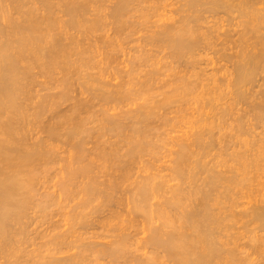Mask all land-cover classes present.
I'll return each mask as SVG.
<instances>
[{"label": "bare ground", "instance_id": "6f19581e", "mask_svg": "<svg viewBox=\"0 0 264 264\" xmlns=\"http://www.w3.org/2000/svg\"><path fill=\"white\" fill-rule=\"evenodd\" d=\"M53 1L54 3H52ZM86 1L43 0L41 3L44 2L43 7L35 8L32 0H0V264H86L84 254L91 252L92 249L89 251V248H92L94 243L84 245V241L83 243H80L81 240L79 242L81 238L79 236L75 237V241H68L71 233L74 234L72 231L68 232V230L74 228L72 226L63 232L61 231V233L57 232L56 235H52V241L50 240L52 249L49 251V248L46 249L47 254L43 253L46 255L42 254L41 256L39 254L37 256L39 260L34 255L38 261L36 259L33 261L32 251L23 255H18L17 252L20 253L18 245H21L19 244L20 239L22 243L21 237L24 236V227L27 226L23 227V223L26 224L24 220L28 219L26 217L27 213L33 205V187L35 186L33 183L38 178V174H36V171H38L36 170L37 161L43 163L47 158H50L49 153L55 152L54 148L51 147V142L59 141L60 138H63L67 143L78 139L77 146H79V149L84 148L83 139L88 137L90 133L85 126L87 123L89 124L90 118L94 122L92 118L94 113L91 114L93 110H90L89 113L92 117L89 120L86 117L83 120L80 115L84 114H81L83 110L84 112L89 111L91 106L94 108L95 105L93 106L91 103H94L95 100L101 102L100 105L104 107L103 110L100 108L103 120L99 121H102V124L99 123L101 125L97 130L98 137L103 139L110 136L118 142L115 145L114 141L110 145L111 147L115 145L114 148H111L112 150L109 148L110 146L107 147L110 151L106 146H102L107 150H104V148L99 150L97 158H99L98 160L101 159L102 162L99 161L101 164L97 165L98 167H95L94 160L93 162L88 161L86 164L83 162L84 165L79 166V168H77L79 164L75 166L76 168H73L71 164L76 158L72 163L68 159L70 167L66 168L67 175L63 178L65 182H62L61 187H58L61 188L60 194H66L67 197L71 193L69 189H75L78 186L75 183L77 181L74 182L76 178L78 181L85 180L82 182L83 184L79 181V185L82 187L77 189L82 194L81 198L83 200L81 199L82 202L77 203V207L81 208L82 206L81 210L86 211L85 208L88 209L91 202L98 203L96 206L94 203L92 204L94 207H92L91 215H83V210L81 213L79 212V215L78 211L73 208L77 211V216L76 214L75 217L71 215L73 219L70 217V221L75 220L78 222V226L80 225L79 227L82 230L87 232L88 230L101 231L100 235L97 233L99 236H94L95 232L92 234L93 239L98 238L96 241H100L99 238L105 241V243H102L101 240L100 244L96 243L94 245L95 248L98 247L94 249L98 250L97 253L94 251V254H97V257L102 255L109 260L110 264H255L256 259H252V255L257 256V253H264V235H260V233L264 234V182L261 179V174L264 172V100L259 99L258 102L257 99L260 93H262L260 96H264V92H260L261 87L264 86V0H176L179 7L175 8V12L170 11L171 15L169 17L166 16L167 14L161 16L157 14L156 16L155 13H158V9L153 10L151 7L152 10L148 8L147 10L144 7L147 12L150 10L149 13L155 12L157 18V22H154L155 31L152 32L153 36L147 40L151 41L145 46L150 44V47H153L155 45V49L158 45L160 47L164 46L166 51L162 52L167 56L166 52L168 51V56H164L167 60H165L166 58L160 59V64L163 59L165 65L168 59L172 60L170 62L172 64L170 65L167 62L169 65L164 66L163 69V66L158 64L159 60H156L158 61L157 64L152 60H148L151 62L147 61L148 64H144V62L143 66L148 65L150 68L146 67L148 69L146 71L142 67L140 70L144 73L138 72L140 68L138 70L137 68L132 69L135 72L137 70L138 74L137 72L136 74L139 76L143 74L138 82L133 80L134 83L131 81L134 76L131 78L129 75L132 76L133 71L130 72V69L135 65L130 66L131 68H127V71L126 69L121 71L123 77L130 78L127 79V84L115 83L113 80L114 84L112 82L110 84V81H107L108 78L105 77L106 80L103 78L107 76L105 75L106 72L112 71L114 63L118 62L115 56L119 55H116L117 51L115 49L112 48L116 51L114 54L111 51L102 56L104 49H102L103 53L100 54L101 51L97 49L95 43L96 47L94 45V48L93 45L90 46V42L89 44L83 43L85 40L87 42L91 40H88L87 34L83 36L84 31L91 33L95 29L98 30L99 27L107 26L103 25L104 17L100 11L102 4L101 8L99 7L100 10L96 8L97 10L93 11L96 12V14L93 13V19L88 20L86 18L87 9H89L87 6L89 7L92 2L89 0L90 3L88 1L85 3ZM27 2L29 4H26ZM114 2L116 3L112 6L111 11L108 9L107 18L112 20L113 31L119 33L122 26H125V21L128 18H126L127 14L131 11L144 13L143 8L140 6L146 4L147 1L115 0ZM55 11H58L66 19L64 21L60 20ZM15 14L17 17H15ZM172 15H177V19L174 20ZM203 15L208 17L205 18ZM225 16L231 22V29L219 33L218 31L225 23ZM151 17L154 16L151 15ZM124 18L126 19L124 20ZM205 23L210 24L211 27L205 28ZM151 24L153 23L151 22ZM80 29L84 31H80L83 34L79 33L80 37H78L77 33ZM151 29L150 31H152ZM69 31L73 33L68 34ZM104 44H107V42H104ZM160 47L158 46V49ZM140 50L143 51L141 48ZM146 50L149 52V47ZM157 51L161 55V51ZM208 52L211 54L210 56L214 57L215 61L212 60L214 62L212 64L214 68L215 66L217 68L209 70L210 72L206 70L207 73L202 71L201 68L194 72L196 68L193 67L197 64L194 63V61H197L195 56H198V54L204 56ZM95 53L102 56V58L100 57L101 61L97 60L99 61L97 63L103 64V66L97 65L101 66L98 67V72L95 75L97 78L84 71L95 59ZM142 54L140 55L143 56ZM148 54L145 53V55ZM141 56L138 55V57ZM134 59L132 58L131 61H134ZM140 60L143 62L145 59L142 60L141 57ZM206 61L209 60L206 59ZM125 63L128 64V62ZM134 63L136 64L135 61ZM149 63L157 66H154V68ZM163 63L162 65H164ZM187 63L193 68V72L191 67L186 68ZM205 63L207 66L210 64V62ZM112 64L113 67H111ZM140 64L142 63L140 62ZM94 66L96 67V65ZM168 66L170 70H166ZM179 66H185L186 69L190 68V73L186 69L183 72L181 69L184 68ZM109 67L111 71H108ZM228 67L232 69V73L229 76L227 74L224 78L223 75H220L222 76V80H220L218 74L224 70L227 71ZM35 69H38L42 76L54 80V83L52 80L50 81L54 86L57 85V88L61 89L54 96L43 97L37 104L39 111H36V107L33 106L36 111L35 116L40 117L41 113H44L47 109L52 110L54 106L61 105L62 101L65 102L66 100L67 102L73 90L74 93L78 91L79 97L87 93L91 102L83 101L84 99L81 98L76 101L74 97L75 100H72L75 101V104L73 106L70 104L71 113L69 112L70 109H67L70 114L58 115L63 118H58V120H61H57L58 122L51 127L47 126L49 128L46 130L47 142L44 138L45 140L37 142L38 144L35 142L37 145L27 147L24 128L29 122L28 118L34 116V111L31 115L29 106L26 105V103L32 101L29 96L28 79L33 77L32 71ZM162 70L170 71V73L164 71L162 73ZM115 71L116 73H114ZM115 71L111 72L112 75L115 74L113 77L120 73L117 69ZM94 72L96 71L94 70ZM198 72L202 75L197 76ZM136 74L133 75L136 76ZM58 76L60 78L57 80L56 77ZM117 77L122 78L121 76ZM124 78L123 80H125ZM30 80L32 81V79ZM81 80L82 82H80ZM129 80L133 83L130 87H136H133L134 90H131L130 87V89L126 88ZM261 81L263 82L262 86L259 83ZM89 82L93 83L90 84ZM96 82L99 83H97L99 86L94 85ZM257 87H260V90H257L259 93L254 99L256 94L254 96L253 93H257L254 89ZM161 89H163V92ZM131 91H134L135 95ZM156 92H159L158 98L160 96L158 101H156L157 96H153ZM171 97L172 99L175 98L173 101H181L178 102V106L189 104L188 102L183 105L187 100L194 101L195 104L192 102V105H196L194 109L198 112L196 114L200 116L196 121L198 127L194 129L196 131L188 135L182 133L184 138H181V134L176 137L171 135L173 139L175 138V141L172 143L174 150L170 152L169 159L166 160L168 165L157 166L151 161L152 156H149L151 153L153 154L149 150H152V146L155 145L148 140L151 139L149 137L153 134L156 135L155 139L160 136L158 135L160 133L157 134L159 123L156 122L158 126L156 125L157 127H153L156 129L152 130V128H149L152 125L148 124V121L151 122L154 117L152 124L159 121L163 127L171 125L169 128L172 132L175 125L171 122L172 117L169 118L171 115L166 116V113L172 110L170 106L174 105L173 109H175L177 105L175 103L171 104ZM223 98L225 99L223 100L224 103L220 101ZM218 100L221 103L219 102V105H216ZM135 101L140 103L134 105ZM182 101L184 102L182 103ZM113 104L115 105L113 106ZM121 104H129L131 107L134 105L135 108L130 109V111L127 108L128 111L114 115L108 113L110 110L114 111V107L117 106L116 108H118ZM179 107L177 109L178 113L177 110L168 113L173 115L181 113L182 109L179 110ZM165 109L166 113L163 111ZM237 110L242 111L244 117L250 113L253 114H250L253 124L249 120L251 122L246 125L244 122L248 120L247 118L242 119V121L244 120L242 123L241 115L233 114V111ZM161 111L164 112V116ZM234 115L239 116L235 120L238 123L237 133L232 132L235 134L234 139H236L235 146L237 148L228 154L229 152H226L228 147H226L225 153L228 155L223 156L221 153L218 154L219 152L215 155L212 150L219 143H214L218 139H213L216 136L212 131L215 129L218 131V127L220 130L221 125L225 126L222 123H225L229 117L232 118ZM175 120L178 119L173 121L175 122ZM257 129L262 130L258 135L255 133ZM164 130L163 132H166ZM152 131L155 133H152ZM232 133L229 134L232 135ZM167 134L169 135V133H166V136H168ZM85 135L87 136L84 137ZM245 135L251 138V140H248V137H246L249 142L243 141L245 139L241 138ZM178 136L180 137L177 138ZM231 138L233 137L231 136ZM168 140L170 141V139ZM228 143L231 144L232 142L229 140ZM81 145H83V148ZM125 147L126 149H124ZM121 150L125 151L121 152ZM221 152L224 151L221 150ZM54 156L55 154L52 157ZM81 157L85 158L84 156ZM144 157L148 158L144 159ZM83 158L76 160L83 161ZM81 161H78V163ZM74 164L77 163L72 165L74 166ZM94 170L95 172L98 170L97 176ZM73 182L76 184L74 187ZM51 198L54 197L51 196ZM79 203L82 204L79 205ZM44 205H46L45 202ZM38 206L37 208L44 209L42 202ZM106 213L107 215H105ZM94 214L96 217L90 219L91 221L85 219L89 215L93 217ZM59 226L57 225L56 228H60L62 225ZM76 231L78 230L75 229ZM82 237L84 238V236ZM244 240L246 241L244 242ZM76 241L81 245H75ZM43 243L46 244V242ZM74 249V253L71 252L70 255H67L68 252ZM60 255L64 256L60 257ZM99 257L98 260L101 258ZM103 257L101 259H104Z\"/></svg>", "mask_w": 264, "mask_h": 264}, {"label": "rangeland", "instance_id": "374dc122", "mask_svg": "<svg viewBox=\"0 0 264 264\" xmlns=\"http://www.w3.org/2000/svg\"><path fill=\"white\" fill-rule=\"evenodd\" d=\"M42 1L43 0H32V2H33V7H35V8H37V7H39V8H41V7H43L42 5L44 4V2H43V4H41L42 3ZM81 1V0H80ZM83 1H85V0H83ZM89 3H90V1L89 0H87ZM87 1L85 2V3H87ZM92 2L90 3V6L88 7L87 6V8H89V9H87V14H86V18L88 19V20H90V19H93V16H94V14H96V12H93V11H96L99 7L101 8V4H102V8H101V10H100V8L98 9V10H100L101 11V14H102V16L104 17V23H103V25L105 24V25H107V26H102V27H99V29L98 30H96L95 29V31H93V32H91V33H88V32H85L83 29H80L79 31H78V37H80L79 36V33L82 35L83 33V36L85 35L86 36V34H87V38H88V40H90V41H88L87 42V40H85V42H83V43H85V44H89V42H90V46H92L93 48H94V45L96 44L97 45V49L99 50V51H101V53L100 54H102L103 53V50L102 49H104V53L102 54V56L104 55V54H106V53H110L111 51H112V53L114 54L116 51V55L118 54L119 56H115V57H117L116 58V60L118 61H116L117 63H114L115 65L117 64V66H115L114 65V67H113V64L111 65V67H113L114 68V70H113V68H112V71H111V68L109 67V69H108V71H111V72H113V71H115L116 69H117V71H119L120 73L119 74H117V76H121L122 78H118L117 76V78L116 77H113V76H115V74L114 75H112L113 73H111V72H106V74L105 75H107V76H104L103 78H108L107 79V81H110V84H111V82H112V84H114V82L115 83H120V82H122V83H120V84H127L126 83V81H127V79H130L129 77H133L134 76V78H132L131 79V81L133 82V80L134 81H137L138 82V80H140L141 79V77H142V75L143 74H140V76L139 75H137L138 74V72H141V73H144L143 71H140L141 69H142V67H144L143 68V70L145 69L146 71L148 70L147 68H150V67H148V65L147 66H143L144 64H146L147 63V61L148 60H152V62L154 61L155 63L157 62L158 63V61H156V60H159V65L160 66H163L162 68L164 69V66L166 67V65H171L172 63H170V62H172V60H170V59H168V63L169 64H167V62H166V65H165V61H164V59H163V61H161L164 65H162V63L160 64V59H162V58H166L167 56H168V51L166 52L167 53V56H166V54L164 53L165 51H166V49H164V46H162V47H160V45H158L160 48L158 49V46H156V49H155V45L153 46V47H150V44L149 45H146L145 46V44H147L148 42L150 43V41L151 40H149V41H147L148 39H150L149 37H152L153 35H152V32H154L155 31V29H154V27H155V24H154V22L156 21L157 22V18L155 17V14H156V16H157V14H159L160 16L161 15H166L167 17H169L171 14H170V11L172 12V11H174L175 12V8H177V7H179L178 5V3H177V1L175 0V2H174V0H146L147 2H146V4H144V5H142V6H140L141 8H143V10H144V7H145V9H150V10H157L158 9V13H155V12H150L149 13V11L147 12V10H144V13L142 14L141 12H134V11H131L129 14H127V16H126V18H124V20L126 19V23L124 24L125 26H122V28H121V30L119 31V33H117L116 31H113V26L111 25V22H112V20H109V18H107L108 17V14H109V10L111 11V9H112V6H114L115 4L114 3H116V2H114L115 0H91ZM97 2V3H96ZM145 2V1H144ZM52 3H54V1L52 2ZM111 3V4H110ZM26 4H29L28 2L26 3ZM94 4V5H93ZM175 4V5H174ZM176 4H177V6H176ZM36 5V6H35ZM107 5V6H106ZM98 6V7H97ZM151 7H152V9H151ZM38 8V9H39ZM97 8V9H96ZM103 8H105V9H103ZM91 9V10H90ZM104 10V12H103V10ZM109 9V10H108ZM40 10V9H39ZM55 12H57V17H59V19L60 20H65L66 18L62 15V14H60L58 11H55ZM88 12H89V15H88ZM99 12V11H98ZM98 12H97V14H98ZM108 12V13H107ZM94 13V14H93ZM100 13V12H99ZM152 13V14H151ZM155 13V14H154ZM59 14V15H58ZM93 14V15H92ZM105 14H107V15H105ZM139 14H142V15H139ZM148 14V15H147ZM152 16H154V17H151V15ZM16 15V14H15ZM14 15V16H15ZM147 15V16H146ZM62 16H63V18H62ZM146 16V17H145ZM149 16V17H148ZM204 16V15H203ZM15 17H17V15L15 16ZM61 17V18H60ZM132 17H134V18H132ZM139 18V20H138V18ZM151 17V18H150ZM172 17L174 18V20H176L177 19V15H172ZM205 17V16H204ZM206 17H208L207 15H206ZM205 17V18H206ZM145 18V19H144ZM129 19V20H128ZM137 19V20H136ZM141 19V20H140ZM128 20V21H127ZM210 20V19H209ZM208 20V21H209ZM133 21V22H132ZM128 22V23H127ZM151 22L153 23V24H151ZM202 22V21H201ZM200 22V23H201ZM211 22V21H210ZM150 23V25H148ZM199 23V24H200ZM204 23V22H203ZM140 24H141V26H140ZM197 25H198V23H196ZM206 24V23H205ZM209 24V23H208ZM229 24V25H228ZM110 25V26H109ZM127 25H130V26H128L127 27ZM132 25H133V27H132ZM210 25V24H209ZM209 25H205L204 27L205 28H207V27H211V26H209ZM211 25H212V23H211ZM231 22H230V20H229V18L228 17H226L225 16V23L223 24V27L221 28V30L220 31H218L219 33H222L223 32V30L226 32V30H230L231 29ZM147 26V27H146ZM201 26H203L202 24H201ZM230 26V27H229ZM108 27V28H107ZM149 27V28H148ZM152 29H151V28ZM106 28V29H105ZM147 28V29H146ZM103 29V30H102ZM136 29H137V31H136ZM150 29L152 30V31H150ZM124 30V31H123ZM83 32V33H81V32ZM71 34V33H73L72 31L70 32H68V34ZM76 33H74L75 35H77ZM105 33V34H104ZM106 33H107V35H106ZM114 33V34H113ZM150 33V34H149ZM117 34V35H116ZM99 35V36H98ZM103 37H102V36ZM113 35V36H112ZM114 36H115V38H114ZM92 37V38H91ZM102 37V38H101ZM127 37V38H126ZM81 39V38H80ZM107 39H109V40H107ZM107 40V41H106ZM92 41H93V43H92ZM95 41V42H94ZM97 42V43H96ZM104 42H107V44H108V42H109V44L107 45V44H104ZM118 42V43H117ZM95 43V44H94ZM115 43V44H114ZM99 44V45H98ZM111 44V45H110ZM96 45H95V47H96ZM104 45V47L102 48V46ZM100 46V47H99ZM106 46V47H105ZM110 46V47H109ZM148 47H149V52H148V50H146V48L148 49ZM101 48V49H100ZM109 48V49H108ZM115 49V50H113V49ZM138 50H137V49ZM140 48L143 50V51H141L140 50ZM152 49V52L150 53V51H151V49ZM154 48V49H153ZM163 48V49H162ZM145 49V50H144ZM106 50V51H105ZM153 50H155V51H153ZM157 50H160L161 51V55H160V53L158 54L157 52ZM109 51V52H108ZM121 51V52H120ZM146 51V52H145ZM162 51H164V52H162ZM137 52H138V54H137ZM141 53H143L142 55L143 56H141L140 54ZM145 53L146 54H148V53H150V54H148V55H145ZM154 54V56H153V54ZM157 53V54H156ZM163 53V54H162ZM226 53H228V52H226ZM122 54V55H121ZM123 54H124V56H123ZM207 54V53H206ZM209 54V55H208ZM208 54L207 55H205L204 54V56H203V54L202 55H200V54H198V56H195V59L197 60V61H194V63L196 62L197 64H196V66H194V65H192V66H194L193 68L195 69V71L194 72H196V70H199V68H201V69H203L202 71H206V70H210L211 71V69H215V68H217V66H215V68H214V66H213V64L212 63H214L213 61H215L214 60V57H212V56H210L211 54L208 52ZM138 55L139 56H141L142 57V60H144L143 62L140 60L141 59V57H138ZM144 55H145V57H144ZM102 56L101 55H98V53H97V55H96V53H95V59H93V61H91V63H90V65H89V67H88V65H87V67L88 68H84L85 70V72H87L90 76H92V77H94V78H97V76H95L96 75V73L98 72V67H101V66H97V65H102L103 66V64L101 63H97V62H99V61H101V58H102ZM147 56H149V57H147ZM164 56H166V57H164ZM200 56H202L201 58H198V57H200ZM207 56V57H206ZM97 57H99L98 59H97ZM101 57V58H100ZM124 57V58H123ZM134 57H135V59H134ZM143 57H144V59H143ZM118 58H119V60H118ZM130 58V60H128V59ZM134 59V61L136 62V64L134 63V61H133V64H132V61H131V59ZM149 58H151V59H149ZM137 59V60H136ZM194 59V60H195ZM206 59L207 60H209V61H206ZM97 60H99V61H97ZM121 60V61H120ZM123 60V61H122ZM124 60H126V61H124ZM140 60V61H139ZM165 60H167V58L165 59ZM170 60V61H169ZM213 60V61H212ZM139 61V62H138ZM121 62H123V63H121ZM125 62H128V64L127 63H125ZM140 62L142 63V64H140ZM145 62V63H144ZM148 62H151V61H148ZM199 62V63H198ZM205 62H210V64L207 66V64L205 63ZM96 63V64H95ZM121 63V64H120ZM137 63H138V67H137ZM144 63V64H143ZM154 63V64H155ZM156 63V64H157ZM96 65V67L94 66V65ZM120 64V65H119ZM130 64V65H129ZM148 64V63H147ZM151 63H149V65H150ZM188 64V63H187ZM222 64V63H221ZM135 65V66H134ZM142 65V66H141ZM151 65H153V64H151ZM158 65V66H159ZM184 65V64H183ZM223 65H225V64H223ZM125 66H127V67H125ZM130 66H134L133 68H131ZM139 66H141V67H139ZM154 66H157V65H153V67ZM176 66V65H175ZM174 66V67H175ZM180 66H182V65H180ZM179 66V67H180ZM186 66V65H185ZM185 66H183V67H180V68H184V69H181V70H183V72H184V70L186 69V68H188V66L189 67H191L190 66V64H188L187 65V67L185 68ZM92 67V68H91ZM122 69H121V68ZM131 69H130V68ZM147 67V68H146ZM178 67V66H177ZM176 67V68H177ZM119 68V69H118ZM127 68L128 69H130V72H132L133 71V74L135 73L136 74V72H137V70H138V68H140L139 69V71L137 72V74H136V76L135 75H133L132 74V76H130L129 75V77L128 78H126L125 76V78L122 76V72L121 71H124L125 69H126V71H127ZM137 68V70H136V72L134 71V70H132V69H136ZM155 68V67H154ZM162 68H160V69H162ZM172 68H173V66H172ZM192 67H191V71H192V69H193ZM96 71V72H94V70ZM174 69V68H173ZM172 69V70H173ZM177 69H179V68H177ZM190 69V68H189ZM189 69H186V70H189ZM166 70H170V68H169V66H168V69H166ZM166 70H162V73H163V71L164 72H166V73H170V71H166ZM185 70V71H186ZM37 71V72H36ZM93 71V72H92ZM175 72H176V70H174ZM208 71H206L205 73H207ZM209 71V72H210ZM172 73H174L173 71H171ZM193 72V71H192ZM114 73H116V71L114 72ZM188 73H190V70L188 71ZM202 73V72H201ZM230 73H232V69L231 68H229L228 67V70L227 71H222L220 74H218V76L221 78L222 76H220V75H223V78L225 77V76H227V74H228V76H229V74ZM38 74V75H37ZM110 74H111V76H110ZM121 74V75H120ZM165 74V73H164ZM194 74H196V73H194ZM198 75L197 76H201L200 75V73L198 72L197 73ZM168 75H170V74H168ZM171 75H173V74H171ZM32 76L33 77H31V78H29L28 80H29V83H28V85H29V90H30V92H31V94H30V92H29V96L31 97V99H32V104H31V102H28V104L26 103V105L27 106H29V111H31L30 112V114L33 112V115L35 114V112L38 110V107H37V104L39 103V101H41L42 100V98L43 97H48V96H54L55 94H57V93H59L60 92V90L61 89H59V88H57V85H55L54 86V80H52V79H50V78H46V76H42L40 73H39V70L38 69H35V70H33L32 71ZM218 76H217V78H218ZM38 77V78H37ZM42 77V78H41ZM110 77V78H109ZM113 77V78H112ZM57 78V80L60 78V76H58V77H56ZM106 78L104 79V80H106ZM114 78H115V80H114ZM123 78L125 79V80H123ZM164 78V77H163ZM30 79H32V81L30 80ZM54 79V78H53ZM161 79H162V77H161ZM219 79V78H218ZM48 80V81H47ZM50 80H52L53 81V83H52V81H50ZM97 80V79H96ZM95 80V81H96ZM114 82H113V81ZM162 80H164V79H162ZM191 80H193V79H191ZM220 80H222V78L220 79ZM223 80H225V79H223ZM50 81V82H49ZM130 81V80H129ZM128 81V85L126 86V88H128V89H130L131 87V81L129 82ZM80 82H82V80L80 81ZM90 83V82H89ZM93 83V82H92ZM92 83H90V84H92ZM97 83L98 82H96V84L94 83V85H96V86H99V85H97ZM134 83V82H133ZM132 83V84H133ZM260 83V86H262V84H263V82L261 81V82H259ZM34 84V85H33ZM99 84V83H98ZM220 84H222V83H220ZM219 84V85H220ZM224 84H225V82H224ZM135 85H136V82H135ZM259 85V84H258ZM45 87V88H44ZM130 87V88H129ZM136 88L135 86H132V88H131V90H134V88ZM47 88V89H46ZM76 88H77V86H76ZM125 88V89H126ZM225 89V88H224ZM224 89H223V91H224ZM261 89L262 90H260V87L258 88H256V89H254V91H257V90H260V92H264V86L263 87H261ZM162 90V92H163V89H161ZM161 90H160V92H161ZM165 91V90H164ZM166 91H167V89H166ZM134 91H131V93H133ZM225 92V91H224ZM77 93V94H76ZM157 93V92H156ZM156 93H155V95H153V96H157V99H156V101H158L159 99H160V96H159V98H158V95H159V92L157 93V95H156ZM258 93H259V91H257V93L256 92H254L253 94H254V96H255V94H256V96L254 97V99L257 97V95H258ZM134 94V93H133ZM260 94H262V93H260ZM260 94H259V96H260ZM72 95V96H71ZM73 95H75V96H73ZM77 95V96H76ZM132 95V94H131ZM135 95V94H134ZM89 95L87 94V93H85V94H82V96L80 95V97H79V94H78V91H75V93H74V90H73V92H71V94H70V99H68L67 100V102H66V100H65V102L64 101H62L60 104L61 105H59V106H54V108H52V110L51 109H47L44 113H41L42 115H39L40 117H38V116H33V118H32V116H30L28 119H29V122H28V124H27V126L24 128L25 130H24V132H25V134H26V138H28V139H26L25 138V142H26V140H27V142L25 143L26 145H27V147H32V145H37L38 143L37 142H41V141H43V140H45L44 138H46V130H48L49 128V126L51 127L54 123H56V122H58L59 120H61L62 118L61 117H59L58 115H62L63 113H68V114H70L71 113V105L73 106L75 103V101H73L72 99H74V97H75V99H76V101H79L80 99L79 98H81V99H84L83 101H88V102H91V101H89V99H90V96L88 97ZM257 97V99H258V102L260 101V100H264V99H262V98H264V96L263 95H261L260 97H262V98H260V97ZM72 97V98H71ZM78 98V100H77V98ZM146 97V96H145ZM136 98V97H135ZM192 98V97H191ZM74 99V100H75ZM155 99V98H154ZM175 98L173 97V99H172V97H171V100H172V102H171V104H173V103H175L176 105L178 104V102H181V101H173ZM186 99V98H185ZM188 99V98H187ZM186 99V100H187ZM193 99V98H192ZM260 99V100H259ZM223 100H225L224 98L221 100L220 99V101H223ZM71 103H70V102ZM82 101V100H81ZM94 101V100H93ZM92 101V102H93ZM185 101V100H184ZM184 101H182V103L184 102ZM219 100H218V103H216V105H219V102H220ZM257 101V100H256ZM255 101V103L257 104V102ZM98 102V103H97ZM177 102V103H176ZM189 102V104H190V106H191V108L193 109H191V108H189L190 106H189V104H187ZM191 102V103H190ZM194 103V101H192V100H187V102L186 103H183V105L184 104H187V105H184V106H182V104L181 105H179V106H182V107H179L178 105V107H179V110H180V108L182 109V111H181V113L179 112V114H177L178 113V107L177 106H175L176 108L175 109H173V107H174V105H172V107L170 106V108H172V110L175 112V110H177L176 112V114L177 115H179V116H177L176 114H172V113H168V112H171L172 110H169V111H167V113H166V109L165 110H163V111H165V113H166V116H170L169 118L171 119V117H172V120H171V122L175 125V127L174 128H172L173 127V125H172V132H171V129L169 128L170 126L169 125H165L164 127L163 126H161L160 125V122L159 121H155L154 122V124H152V120H153V118H152V120H151V122H149L148 121V124H150V125H152V127H149V128H152V130H154V129H156V128H153V127H157L158 126V124L157 123H159V126H158V128H159V131H160V129L162 128V132L160 131H157V134L158 133H160V134H158V135H160L159 137H157L158 139H155V136L156 135H154V138H153V135L151 136V137H149V139L151 138H153V140H148L150 143H153L155 146H152L153 148H152V150H149L150 152H153V154L151 153V155H149L151 158H152V160L151 161H153L154 162V165H159V166H161L162 164H163V166H165V165H168L167 164V159H169L168 158V156H169V154H170V152L171 151H173L174 149H173V145H172V143L175 141V138L173 139V137H171V135L172 136H177V135H180L181 134V138L183 137L184 138V135L183 134H186V135H188V134H190V133H193L194 131H196V130H194V129H196L197 127H198V125H197V123H196V121H198V119H199V115H197L198 114V112L196 111V109H194L195 108V106L196 105H192L193 103ZM225 101H223L222 103H224ZM62 103H65L64 105L62 104ZM95 103V104H94ZM94 103H91V104H93V106H94V108H92V106H91V108L89 109V111H85L84 112V110H83V112H81V114L82 113H84V114H82V115H80L81 117H83V120H85L84 119V117H86L88 120H89V118L90 117H92V115L91 114H93L94 113V116L92 117L93 119H94V122H93V120L90 118V120H89V124L87 123L86 124V126H85V128L86 129H88L89 130V135H88V137H86L87 135H85L84 137H86L85 139H83L84 140V146L83 145H81V147L83 148V149H79V146H77L78 145V139L77 140H75V141H73V142H70V143H67V142H65L64 141V139L63 138H60V140L61 139H63V140H59V141H52L51 143H52V145H51V147H52V149L53 150H55V152L53 153V151L52 150H50V151H52L51 153H49L50 155H51V159L50 158H47V160H48V162H47V160L46 161H43V163H42V161L41 162H39V161H37V163H36V165H37V169L36 170H38V171H36V174H38V178L35 180L36 182L35 183H33V184H35V186L33 187V193H34V197H33V199H34V201H33V199H32V203H33V205H32V207L30 208L31 210H29L28 211V215L26 216L28 219H25L24 220V222L26 223V224H24L23 223V227L25 226V225H27V226H25L24 228V238L23 237H21L22 238V243H21V239H20V243L19 244H21V245H18L19 246V249H20V253H18L17 252V254L18 255H23V254H27V252L28 253H30L31 251V257H32V255H33V257H34V255L37 257V256H39V254H41V256H42V254L43 253H46L47 254V250L46 249H48V251L50 250V249H52V244H51V242H50V240L52 241V235L53 234H57V232L58 233H61V231L63 232V231H65L68 227H70L71 228V226L72 227H74V228H71L70 230H68V232H74V234H72L71 233V236L69 237L70 238V240H68V241H75L76 240V238L75 237H78L79 236V242H80V240L82 241V242H80V243H83V241H84V245H88V244H86V243H89V244H93V246L96 244V243H101L102 241H103V239H101V238H99L100 239V241H96V240H98V238L95 240V239H93V233H94V236H99L100 234H101V231H99V230H88V232L86 231V230H82V228L80 229V225L78 226V222H76L75 220H73V221H70V217H72L71 215H75L76 214V212L78 211V214H79V212L81 213L82 212V210H83V212H82V214L84 215V214H86L85 216H87V214H90L91 213V210L93 211V208L92 207H94V205L96 206L98 203L96 202V203H94V205H92L93 203L91 202V204L88 206L89 208L87 209V207L85 208L86 209V211H84V209H82L81 210V208H82V206H81V208L80 207H77V203L78 202H80L81 201V197H82V194L79 192V189H77L78 187L80 188V187H82L81 185H79L80 183H79V181H81V180H77V178L74 180V182L75 181H77V182H75L78 186L77 187H75V189H69L70 191H71V193H70V191H68V193H70V194H68V195H70V196H68L67 195V197H66V194H63V193H61V194H63V195H65V196H63V195H61L60 194V192H61V188H58L60 185H61V183L62 182H65V181H63V178L64 177H66V173L67 172H65V171H67V167H70V165H69V163L70 162H68V161H71V163H72V161L76 158V159H79V158H83V157H81V156H84L85 158H83V161H81V160H76L75 159V161L73 162V163H77V164H74V166L71 164V167H75V166H77L78 164V166H77V168H79V166H82V165H84V164H86V162L88 163V161H94L93 163H96V165L95 164H93V165H95V167L97 166V165H99V164H101V162H102V160L100 159V160H98L99 158H97V156H98V154H99V150L100 149H103L105 146H106V148L108 147V146H110V145H112V143L115 141V138H113V137H110V136H106L105 138H103V139H100L99 137H98V128H99V126L102 124V121L101 122H99L101 119H102V114H101V112H100V108H102V110H103V105H100V104H102L101 102H99L98 100H95L94 101ZM140 102L138 101V102H136L135 101V103H134V105H136V104H139ZM221 103V102H220ZM36 104V105H35ZM71 104V105H70ZM89 104V103H88ZM195 104V103H194ZM90 105V104H89ZM100 105V107H98ZM115 104H113V106H114ZM132 105V104H131ZM134 105H132V107L128 104H121V105H119V107L118 108H116L117 106H115L114 108H115V110L114 111H112V110H110V111H108V113L110 114V115H114V114H119L120 112L122 113V112H126V111H128V109H129V111H130V109L131 110H133L135 107H133ZM224 105V104H223ZM222 105V106H223ZM33 106H35L36 107V111L33 109L34 107ZM102 106V107H101ZM189 106V107H188ZM221 106V105H220ZM225 106V105H224ZM122 107H123V109H122ZM130 107V108H129ZM33 110H32V109ZM56 108V109H55ZM128 108V109H127ZM168 108V107H167ZM169 108V109H170ZM198 108V107H197ZM239 108V107H238ZM70 109V113L68 112V110ZM117 109V110H116ZM189 109V110H188ZM28 110V109H27ZM65 110H66V112H65ZM92 111V113L90 114L89 112H91ZM124 110V111H123ZM168 110V109H167ZM195 110V111H194ZM197 110H199V109H197ZM39 111V110H38ZM51 111V112H50ZM55 111V112H54ZM172 111V112H173ZM185 111H186V113H185ZM46 112H48V113H46ZM88 112V113H87ZM100 112V113H99ZM162 112V111H161ZM196 112H197V114H196ZM234 113L233 114H237V115H241V121H242V119H244L245 120V118H247L246 120V122H244V123H246V125H249V123L252 121V118H250V117H252L251 115H253V114H249L248 116H246V117H244L243 116V112L242 111H233ZM239 112V113H238ZM164 112H162V114H163ZM242 113V114H241ZM87 114V115H86ZM98 114V115H97ZM109 114H107V115H109ZM170 114V115H169ZM32 115V114H31ZM101 115V116H100ZM165 114H163V116H164ZM184 115H185V117H184ZM233 116L232 118H228L227 120H226V122L225 123H222V124H225V126H223V125H221L222 127H220V130H219V127L217 128L218 129V131L215 129V130H213L212 132H214V135L216 136V137H214L213 139L214 140H216V139H218V141H214V143H219V144H217L216 146H215V149H213L212 151H213V153H215V155H217V153L218 154H220L221 153V155H223V156H225V154L226 155H228V154H230L231 152H233L234 150H235V148H237L236 146H235V141H236V139H234V137H235V134L234 133H237L236 131V128L238 127L237 125H238V123L235 121L236 120V118L237 117H239V116ZM65 116V115H64ZM175 118H174V117ZM192 116V117H191ZM34 117H35V119H36V117H37V119L35 120L34 119ZM53 117V118H52ZM80 117V118H81ZM181 117V118H180ZM194 117H195V119H194ZM243 117V118H242ZM39 118V119H38ZM58 118H61V119H59L58 120ZM168 118V117H167ZM180 118V119H179ZM184 118V119H183ZM198 118V119H197ZM155 119V118H154ZM174 119H178V120H175V122L173 121ZM197 119V120H196ZM35 120V121H34ZM40 120V121H39ZM58 120V121H57ZM103 120V119H102ZM194 120V121H193ZM243 120V121H244ZM249 120H251L250 122H249ZM39 121V122H38ZM55 121V122H54ZM177 121V122H176ZM243 121H242V123H243ZM32 122V123H31ZM92 122V123H91ZM157 122V123H156ZM170 122V123H171ZM190 122H191V124H190ZM99 123H101V124H99ZM126 123V122H125ZM169 123V124H170ZM171 123V124H172ZM177 123V124H176ZM248 123V124H247ZM30 124V125H29ZM40 124V125H39ZM44 124V125H43ZM92 124V125H91ZM94 124V125H93ZM99 124V125H98ZM251 124H253V121H252V123ZM153 125H155V126H153ZM157 125V126H156ZM197 125V126H196ZM31 126V127H30ZM38 128H37V127ZM48 126V127H47ZM161 126V127H160ZM36 127V128H35ZM42 127V128H41ZM168 127V128H167ZM193 127V128H192ZM195 127V128H194ZM26 128H28L27 130H26ZM93 128V129H92ZM231 128V129H230ZM45 129V130H44ZM164 129H167V130H164ZM191 129V130H190ZM225 129H226V131H225ZM91 130V131H90ZM94 130V131H93ZM163 130L164 131H166V132H163ZM170 130V131H169ZM223 130V131H222ZM43 131V132H42ZM97 131V132H96ZM167 131H169V132H167ZM230 131V132H229ZM22 132H23V130H22ZM171 132V133H170ZM232 132H234V133H232ZM262 132V130H256L255 131V133H257V135L258 134H260ZM63 133V132H62ZM152 133H155V132H153L152 131ZM162 133V134H161ZM166 133H169V135L168 136H166ZM183 133V134H182ZM217 133V134H216ZM232 133V135H230V134ZM28 134V135H27ZM45 134V135H44ZM166 137H165V136ZM183 135V136H182ZM228 135V136H227ZM19 136V135H18ZM34 136V137H33ZM170 136V137H169ZM218 136V137H217ZM231 136L233 137V138H231ZM165 137V138H164ZM180 136H178L177 138H179ZM228 137V138H227ZM246 137H248V136H244V137H241L242 139H245V140H243V141H248V140H251V138H249L248 137V140L246 139ZM95 138V139H94ZM162 138V139H161ZM18 139V138H17ZM40 139H42V140H40ZM111 139H112V141H111ZM160 139V141H158ZM168 139H170V141L168 140ZM234 139V141H232ZM88 140V141H87ZM172 140V141H171ZM227 140V141H226ZM229 140H230V142H232L231 144L230 143H228L229 142ZM105 141V142H104ZM37 144H36V143ZM46 142H47V138H46ZM76 142V143H75ZM86 142V143H85ZM88 142V143H87ZM104 142V143H103ZM117 140L114 142L115 143V145L117 144ZM157 142V143H156ZM169 142H171V143H169ZM249 142V141H248ZM107 143H109L108 145H107ZM111 143V144H110ZM164 143V144H163ZM237 143V142H236ZM28 144H29V146H28ZM152 144V145H153ZM95 145V146H94ZM115 145H113L112 147L114 148V146ZM229 145V146H228ZM232 145V146H231ZM234 145V146H233ZM237 145V144H236ZM102 146H104V147H102ZM238 146V145H237ZM51 147H50V149H51ZM78 147V148H77ZM80 147V148H81ZM93 147V148H92ZM98 147H99V149H98ZM101 147V148H100ZM111 146L109 147L110 149L112 148ZM221 147V148H220ZM226 147H228V149H226ZM231 149H230V148ZM233 147H234V149H233ZM76 148V149H75ZM104 148V150H107L108 149V151H110L109 150V148ZM158 148V149H157ZM160 148V149H159ZM48 149V148H47ZM47 149H45V150H47ZM77 149H79V150H77ZM124 149H126V147L124 148ZM220 149V150H219ZM225 149L226 150H228V151H226L227 153H225ZM238 149H239V147H238ZM237 149V150H238ZM72 150V151H71ZM85 150V151H84ZM112 150V149H111ZM153 150H155V151H153ZM159 150V151H158ZM218 150V151H217ZM221 150L222 151H224V152H221ZM233 150V151H232ZM236 150V151H237ZM107 151V152H108ZM122 151H125V150H121V152ZM169 151V152H168ZM215 151V152H214ZM159 152V153H158ZM73 153H76L75 155L73 154ZM83 154V155H80V154ZM212 153V154H213ZM223 153V154H222ZM55 154V156L54 157H52L53 155ZM86 154V155H85ZM92 154V155H91ZM158 156L157 158H156V156ZM168 154V155H167ZM49 155V156H50ZM72 155V156H71ZM147 155V156H148ZM66 156V157H65ZM68 156V157H67ZM80 156V157H79ZM90 156V157H89ZM148 156V157H149ZM147 157V158H148ZM63 158V159H62ZM88 158V159H87ZM146 157H144V159H147ZM150 158V159H151ZM160 158V159H159ZM226 158H227V156H226ZM225 158V159H226ZM69 159V160H68ZM72 159V160H71ZM85 159V160H84ZM91 159V160H90ZM156 159H157V163H156ZM68 160V161H67ZM87 160V161H86ZM98 160V161H97ZM155 160V161H154ZM163 160V161H162ZM56 161V162H55ZM77 161V162H76ZM78 161H81V162H79L78 163ZM99 161H101V162H99ZM165 161V162H164ZM46 162V163H45ZM84 162V164H82ZM161 162H163V163H161ZM40 163H42V164H40ZM156 163V164H155ZM61 164V165H60ZM81 164V165H80ZM39 165H41V166H39ZM69 165V166H68ZM39 166V167H38ZM57 167V168H56ZM98 167V166H97ZM155 167V166H154ZM76 168V167H75ZM94 168V167H93ZM157 168V167H156ZM45 169V171H43ZM47 169V170H46ZM64 169V170H63ZM98 171V170H97ZM97 171L95 172V170H94V173L96 174L97 173ZM58 172V173H57ZM263 172V171H262ZM45 173V174H44ZM93 173V174H94ZM60 174V175H59ZM94 174V175H95ZM160 174H165V173H160ZM159 174V175H160ZM263 174H264V172H263ZM263 174H261L262 176V181L264 182V175ZM96 176H97V174H96ZM98 176H100V175H98ZM40 178V179H39ZM79 178V177H78ZM62 179V180H61ZM80 179V178H79ZM66 180V179H65ZM85 180H83V181H81V183L82 182H84ZM49 182V183H48ZM74 182H73V187L74 186H76V184H74ZM60 183V184H59ZM171 183H173V182H171ZM170 183V184H171ZM83 184V183H82ZM174 184V183H173ZM172 184V185H173ZM50 185V186H49ZM38 186V187H37ZM71 186H72V184H71ZM61 187V186H60ZM72 187V188H73ZM71 188V187H70ZM81 189V188H80ZM51 190H53V191H51ZM41 191V192H40ZM60 191V192H59ZM77 191V192H76ZM43 192V193H42ZM78 192H79V194H78ZM32 193V194H33ZM46 194V195H45ZM53 194V195H52ZM60 194V195H59ZM48 195V196H47ZM51 196L52 197H54V198H51ZM75 198V199H74ZM47 199V200H46ZM52 199H54V200H52ZM60 199V200H59ZM57 200V201H56ZM68 200V201H67ZM83 200V199H82ZM42 202V204H43V207H44V209H41V208H37V206H38V204L40 205V202ZM52 201V202H51ZM44 202H45V204L46 205H44ZM82 202V201H81ZM52 203V204H51ZM37 204V206H35ZM82 203H79V205H81ZM78 205V206H79ZM48 206V207H47ZM58 208H57V207ZM64 206V207H63ZM76 206V207H75ZM39 207V206H38ZM46 207V208H45ZM55 207V208H54ZM63 207V208H62ZM73 208H75V209H73ZM78 208V209H77ZM51 209V210H50ZM65 209V210H64ZM71 210V211H70ZM75 210V211H74ZM81 210V211H80ZM89 210V211H88ZM66 211V212H65ZM58 212V213H57ZM74 212V214H72ZM35 213V214H34ZM63 213V214H62ZM68 215V216H67ZM80 215V214H79ZM91 215V214H90ZM89 215V217H87V218H89V219H87V218H85L86 220H89V221H91L90 219H92V218H95L96 217V215L94 216L93 215V217H91ZM105 215H107V213L105 214ZM76 216H77V214H76ZM34 217V218H33ZM43 217V218H42ZM66 217H67V219H66ZM69 217V218H68ZM75 217V216H74ZM91 217V218H90ZM72 219H73V217H72ZM78 221V220H77ZM85 221V220H84ZM76 223L75 224V226H74V223ZM52 223H53V225H55V226H53L52 225ZM70 225H68V224ZM227 223V222H226ZM60 227V228H56V226L57 225ZM66 224V225H65ZM228 224V223H227ZM30 225V226H29ZM77 225V226H76ZM50 226H53L52 228L50 227ZM63 226H65V227H63ZM78 227V228H77ZM28 228V229H27ZM51 228V229H50ZM63 228V229H62ZM30 229V230H29ZM56 231H55V230ZM75 229L76 230H78V231H76L77 232V234H76V232H75ZM26 231V232H25ZM49 231V232H48ZM81 231V232H80ZM83 231V232H82ZM84 231H86V232H84ZM97 231V232H96ZM36 232V233H35ZM42 232V233H41ZM43 232H45L44 234H43ZM51 232V233H50ZM100 232V233H99ZM25 233H26V235H25ZM47 233H48V235H47ZM79 233H80V235H79ZM86 233V234H85ZM99 235H98V234ZM30 234V235H29ZM45 234H46V236H45ZM51 234V235H50ZM70 234V233H69ZM82 234V235H81ZM83 234H85V235H83ZM43 235V236H42ZM260 235H264L263 233H260ZM73 236V237H72ZM82 236H84V238L82 237ZM42 237V238H41ZM46 237V238H45ZM72 237V238H71ZM41 238V239H40ZM48 238V239H47ZM51 238V239H50ZM86 238H87V241H86ZM91 238V239H90ZM45 239V240H44ZM72 239V240H71ZM43 240V241H42ZM102 240V241H101ZM246 240H244V242H245ZM31 242V243H30ZM43 242H46V244L45 243H43ZM78 241H76V243H77ZM78 242V244H76L75 242H73V243H75V245H78L79 246V243ZM41 243V244H40ZM102 243H105V241H103ZM33 244V245H32ZM43 244V245H42ZM50 247H49V246ZM81 245V244H80ZM48 246V247H47ZM93 246H92V248H89V251H90V249H92L93 250V253H92V250H91V252L89 253V252H87V253H85L84 254V259H86V260H84L85 261V263L87 264H110L109 263V260L108 259H106V258H104L102 255H100V257L102 256L104 259H101L99 256V260H98V257H97V254H94V251H95V253H97V251L96 250H94V249H97L98 247H96L95 248V246H94V248H93ZM27 247V248H26ZM29 248V249H28ZM42 248V249H41ZM23 249V250H22ZM26 249V250H25ZM39 250V251H38ZM46 252H45V251ZM74 251H75V249L72 251H70V252H68V254L67 255H70V253L72 252V253H74ZM25 252V253H24ZM33 252H35V254H33ZM41 252V253H40ZM22 253V254H21ZM38 255H37V254ZM46 254H43V255H46ZM259 255V256H258ZM61 256H64V255H60V257ZM254 256V257H253ZM258 256V257H257ZM257 256H255V255H252V259H256L255 261H256V263L258 264H264V253H261L260 252V254H258L257 253ZM263 258H262V257ZM32 257V258H33ZM59 257V256H58ZM88 257V258H87ZM36 258L34 257L33 258V261L35 260ZM37 259H38V257H37ZM36 259V261H38ZM251 259V258H250ZM251 259V260H252ZM88 260V261H87ZM89 260H90V262H89ZM101 260V261H100ZM99 261V262H98ZM104 261H106V262H104ZM104 262V263H103ZM108 262V263H107ZM255 263V264H256ZM84 264V263H83Z\"/></svg>", "mask_w": 264, "mask_h": 264}]
</instances>
